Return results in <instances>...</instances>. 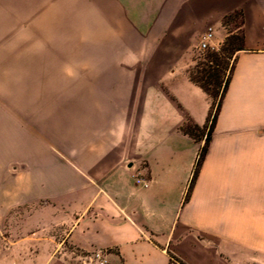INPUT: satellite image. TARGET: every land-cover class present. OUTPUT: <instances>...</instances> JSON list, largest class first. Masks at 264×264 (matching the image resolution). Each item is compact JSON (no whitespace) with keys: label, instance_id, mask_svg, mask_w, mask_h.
I'll return each instance as SVG.
<instances>
[{"label":"crops","instance_id":"0c3cea01","mask_svg":"<svg viewBox=\"0 0 264 264\" xmlns=\"http://www.w3.org/2000/svg\"><path fill=\"white\" fill-rule=\"evenodd\" d=\"M209 26L210 50L237 34L240 46L193 179L205 131L192 130L212 101L189 72ZM127 30L27 119L20 145L11 126L0 264L94 251L107 264H264V0H151Z\"/></svg>","mask_w":264,"mask_h":264},{"label":"rangeland","instance_id":"374dc122","mask_svg":"<svg viewBox=\"0 0 264 264\" xmlns=\"http://www.w3.org/2000/svg\"><path fill=\"white\" fill-rule=\"evenodd\" d=\"M149 1L0 0V188L8 187L17 166L10 162L15 158L11 126H17L20 145L28 122L40 118L48 98L77 87L105 59L123 29L128 34L130 21L139 18ZM239 45L237 34L217 51L195 49L192 76L205 80L213 92L227 80ZM192 132L194 138L201 134ZM20 150L24 148H18V156Z\"/></svg>","mask_w":264,"mask_h":264},{"label":"trees","instance_id":"16d2710c","mask_svg":"<svg viewBox=\"0 0 264 264\" xmlns=\"http://www.w3.org/2000/svg\"><path fill=\"white\" fill-rule=\"evenodd\" d=\"M189 78L193 83H195L197 86H199L212 101L209 125L206 126L203 130H199L196 127L193 128L194 130L199 131L201 133L203 131H205V145L202 148V150L199 154V157L197 159L196 169H195L194 175H193V179H194V177L196 175L197 168L200 165L204 154L206 153L207 144L209 141V136H210V133L212 131L216 116H217L219 108H220L221 100H222V97H223V94H224V91H225V88L227 85V80L223 83L222 86L219 84L217 85V87L215 86L216 90L211 92V91H209L208 87L205 85V80H203L202 78L198 79V78L193 77L191 72H189ZM191 185H192V182H191L189 188L191 187Z\"/></svg>","mask_w":264,"mask_h":264},{"label":"built area","instance_id":"2783aa9c","mask_svg":"<svg viewBox=\"0 0 264 264\" xmlns=\"http://www.w3.org/2000/svg\"><path fill=\"white\" fill-rule=\"evenodd\" d=\"M214 37V29L209 26L201 35L196 51L199 53H204L205 51L211 49V42ZM79 264H107L105 255L102 252L94 251L90 254L83 255L78 260Z\"/></svg>","mask_w":264,"mask_h":264}]
</instances>
